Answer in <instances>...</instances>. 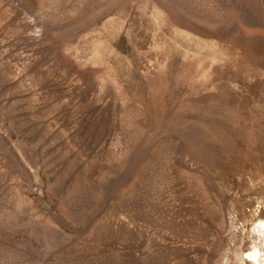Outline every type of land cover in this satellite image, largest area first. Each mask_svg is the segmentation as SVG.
Masks as SVG:
<instances>
[{"label":"rangeland","instance_id":"rangeland-1","mask_svg":"<svg viewBox=\"0 0 264 264\" xmlns=\"http://www.w3.org/2000/svg\"><path fill=\"white\" fill-rule=\"evenodd\" d=\"M259 263L264 0H0V264Z\"/></svg>","mask_w":264,"mask_h":264},{"label":"bare ground","instance_id":"bare-ground-1","mask_svg":"<svg viewBox=\"0 0 264 264\" xmlns=\"http://www.w3.org/2000/svg\"><path fill=\"white\" fill-rule=\"evenodd\" d=\"M258 256H259V255H258ZM252 257H253L254 261H259V260H258L259 258L257 257L256 253L253 254ZM259 264H261V263H259ZM263 264H264V263H263Z\"/></svg>","mask_w":264,"mask_h":264}]
</instances>
